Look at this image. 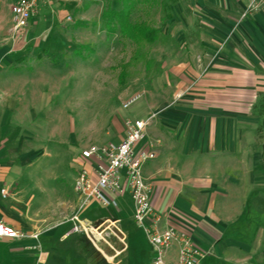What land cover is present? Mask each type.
Instances as JSON below:
<instances>
[{"label": "crops", "instance_id": "1", "mask_svg": "<svg viewBox=\"0 0 264 264\" xmlns=\"http://www.w3.org/2000/svg\"><path fill=\"white\" fill-rule=\"evenodd\" d=\"M15 1L0 0V219L28 236L0 239V264H153V248L134 221L128 190L117 197V208L90 203L79 216L88 232L73 230L71 218L82 203L75 180L88 147H72L64 138L71 173H60L65 147L52 154L49 144L59 143L58 129L71 135L69 111L60 125L50 117H27L25 103L32 110L54 108L65 87L58 77L45 83L31 71L85 61L62 51L71 42L41 39L40 13L50 16L48 32H61L56 24L69 25L72 15L77 31L85 25L87 4L43 1L29 27L13 35ZM249 2L177 0L167 4L171 9L163 7L168 27L185 31L184 53L156 59L165 69L158 93L163 103L156 105L148 89L147 108L138 107L143 117L136 119L157 113L136 150L156 154L143 165V175L160 226L189 231L205 253L201 264H264V142L249 131L255 124L249 102L264 94V8L241 18ZM60 53L66 56L55 57ZM44 157L58 165L47 174ZM68 177L71 190L60 185ZM178 252L174 243L166 259L176 261Z\"/></svg>", "mask_w": 264, "mask_h": 264}, {"label": "rangeland", "instance_id": "2", "mask_svg": "<svg viewBox=\"0 0 264 264\" xmlns=\"http://www.w3.org/2000/svg\"><path fill=\"white\" fill-rule=\"evenodd\" d=\"M78 1L82 4L86 3V7L88 6L89 12L84 19L85 25L74 31L75 18L72 15L73 18L68 21L69 25L56 24L62 30L61 32L57 30L48 32L52 22H46V20L50 19V16L40 13L37 33L44 41L71 42V49L65 46L62 51L64 53L69 51L71 57L83 58L85 61L79 64L71 60L70 66L67 63L53 67L42 65L39 66L40 70L31 71L30 75H34L32 78H36V76L37 78H44L45 83H49L50 77H58L60 79L59 85H65V87L61 89L60 94L55 96L54 108H33L34 111H38L33 114L32 108H29L32 104L25 103L28 108L27 117L31 119L35 115L38 117V121L42 122L44 117L45 119L50 117L53 118L55 124L60 125L62 117L69 111L71 135L68 132H63L62 129H58L57 141L59 143L55 146L49 144V151L52 154H55L59 148L65 147L61 159V164H64V167L63 169L61 167L59 172L63 171L69 174L71 169L65 151L67 146L63 144V139H71V146L81 149L118 144L126 134L127 120L136 119L139 116L143 117L141 113L139 114L138 107L143 105L142 112L143 108H147L145 102L148 98V89H151V96L156 101V105L158 102V104L163 103V96L159 94L163 92L165 69L162 63L157 62L156 59L161 58L160 62L164 56H173L178 59L184 53L181 46L187 40L185 31L184 33L181 32L172 24L168 27L167 21L164 19V15L168 11H164L163 7L154 6L150 8L149 5L138 4L132 14V19L148 21L163 31L157 43L146 44L140 48L128 38L122 37L119 32L112 33L104 25V10L109 7L119 9L121 4L118 0ZM171 3V1H167V4ZM243 14L241 18H246L252 12L246 17H243ZM70 27L71 34H69ZM64 53L57 54L55 57L66 56ZM67 69H71L70 77L62 79L68 75ZM54 81L57 82L56 79ZM138 94H142V96L132 102L128 108H125L124 104ZM28 101H32V99ZM67 103L70 105L69 108L64 106ZM249 104L250 115L255 123L252 125V130L249 131L252 136L260 137L264 142V94L253 96ZM262 150H264V146H262ZM40 160L41 167L46 169L44 174L58 166L56 162L53 164L48 157ZM49 163L51 165L47 166ZM62 184L65 185L66 190L67 188L71 190L70 177L67 178V182H60V185ZM262 213L264 214V208Z\"/></svg>", "mask_w": 264, "mask_h": 264}, {"label": "built area", "instance_id": "3", "mask_svg": "<svg viewBox=\"0 0 264 264\" xmlns=\"http://www.w3.org/2000/svg\"><path fill=\"white\" fill-rule=\"evenodd\" d=\"M43 1L47 0H16L12 5L13 35L21 34L29 27L30 22L38 15ZM262 8L264 0H250L243 17ZM141 96L142 94L136 95L124 107L128 108ZM156 115L157 113H151L145 119L127 120L125 137L118 144L91 146L82 151L84 162L79 165L75 180V190L82 195V203L71 218L75 222L73 230L88 232L89 229L81 225L79 216L90 203L97 202L104 207L117 208V197L128 190L134 204V221L145 232L153 248V264H201L205 253L196 244L192 234L171 225L161 228V215L155 211L151 202L152 187L144 178L143 165L155 158L156 154L136 148L146 136L147 127ZM91 169L97 173V178L92 177ZM122 171H125L124 180ZM1 193L6 197L7 188L2 189ZM26 236V233L0 219V239ZM33 236L37 237L36 234ZM174 243L179 244V252L177 260L171 262L166 259V254Z\"/></svg>", "mask_w": 264, "mask_h": 264}, {"label": "trees", "instance_id": "4", "mask_svg": "<svg viewBox=\"0 0 264 264\" xmlns=\"http://www.w3.org/2000/svg\"><path fill=\"white\" fill-rule=\"evenodd\" d=\"M174 4L177 0H169ZM121 4L119 9L107 8L103 12L104 25L112 33L119 32L122 37L128 38L134 44L142 48L146 44L156 43L161 36V29L148 21H135L132 14L138 4L167 7L164 0H118ZM169 6V5H168ZM171 9V6L167 7ZM170 13L167 17H171Z\"/></svg>", "mask_w": 264, "mask_h": 264}]
</instances>
